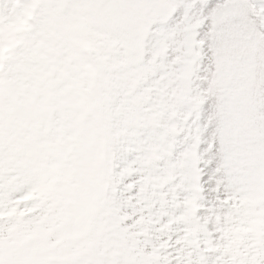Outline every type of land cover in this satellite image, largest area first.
Listing matches in <instances>:
<instances>
[{
  "label": "rangeland",
  "instance_id": "obj_1",
  "mask_svg": "<svg viewBox=\"0 0 264 264\" xmlns=\"http://www.w3.org/2000/svg\"><path fill=\"white\" fill-rule=\"evenodd\" d=\"M42 1L0 0V71L4 64L15 60L14 54L21 48L28 32L38 29L36 14ZM197 2L191 0L192 5ZM226 4L228 11L238 13L243 30L237 34L227 67L221 71L222 62L218 63L214 78L207 87H201L200 83L207 80V76L199 75L201 41L196 39L195 29L199 23L196 11L187 12L175 29L158 36L151 49L152 59L147 64L140 63L145 51L144 36L148 30L146 0L137 1L138 10L132 22L122 19L121 14L114 17L112 24L116 31L102 47L104 69L108 72L107 111L110 122L115 123L109 131L112 148L110 181L124 208H136V201L130 204L132 198L124 197L123 193L131 191L137 184V196H143L150 203L154 218L147 217L149 215L145 211L137 212L136 216L145 213L144 222L148 224L150 235L154 239L160 237L168 258L162 263L163 259L158 258L161 254L155 252L153 264H184L187 256L178 253L175 240L179 241V233L183 230L182 210L192 200L191 196H187L190 187L185 181L192 172H184L191 160L197 173L200 197L194 203L196 225L202 232L197 239L200 248L213 255L216 250H221L226 240L238 234L246 236L250 227H254L251 244L258 238L259 260L264 264V0H226ZM140 22H143V28L140 37L136 38L134 31L128 27L131 23L137 25ZM173 45L180 51L177 57L180 66L171 71L169 83H175L176 87L168 94L167 100L162 98L165 95L162 90L161 98L156 100L151 110L146 115L141 114L129 105L127 90L154 71L158 58H163ZM159 66H163L162 59ZM75 79L78 86H87L83 73L77 74ZM183 85H188L190 98L185 99ZM148 91L145 90L142 95L144 101L148 99ZM16 93L21 96L20 90ZM84 95L70 87L54 96L51 103L59 106L61 122L55 113L48 112L42 129L35 133L38 147L32 148L40 161L49 163V153L39 147L59 139L56 151L64 163L57 162L51 168L56 170L55 186H60L69 205L75 203L73 200L82 186L94 183L95 175L100 174L101 168L104 173L106 170L102 165L105 154L100 151L105 136L103 123L97 121L95 129L90 127V99L87 93ZM209 100L213 101V113L201 126L197 121L203 105ZM189 118H193L192 125H187ZM209 123L217 125L213 135L220 142L219 149L214 153L210 152V142L208 148L200 147L204 142L203 130ZM28 125L17 124L14 114L12 117H0V229L8 230L16 225L23 235L26 232L34 234L33 223L28 225L27 220L28 216L38 217L39 211L33 208V204L42 200H35L26 185L35 180L34 174L22 176L15 165L26 155L20 139L16 138L18 135L25 136ZM117 126L122 129L115 131ZM149 126L152 134L142 140L141 134ZM63 146H66L65 149ZM132 152L137 153V159L122 167L127 155ZM137 163L138 166L134 167ZM60 171L64 172L61 176ZM137 173V179L129 181L121 189L124 181ZM206 174L207 179H204ZM61 177L65 178L64 183L60 181ZM128 216L126 221L134 218V214ZM78 219L79 215L66 222L62 228L64 236L69 225L74 233L91 244L89 248L93 245L104 247L102 218L95 219L87 227L74 223ZM57 220L64 222L61 214ZM41 223L44 228L47 219H41ZM184 223L189 224V221L184 220ZM69 232L72 233L71 230ZM131 233L135 235L133 231ZM114 234H106V239H111ZM13 235V241L18 243L19 233L14 231ZM60 235L57 225L53 234L48 236V241L40 236H31L34 260L37 261L43 248L45 256L55 254L49 264H93L80 256L82 251L77 254L71 244H61L60 249ZM123 238L127 240L129 236ZM13 247L15 244L5 232L0 250L1 264L25 263L14 262L12 258L16 248ZM20 251L25 252L26 248ZM111 262L105 257L101 264Z\"/></svg>",
  "mask_w": 264,
  "mask_h": 264
},
{
  "label": "trees",
  "instance_id": "obj_2",
  "mask_svg": "<svg viewBox=\"0 0 264 264\" xmlns=\"http://www.w3.org/2000/svg\"><path fill=\"white\" fill-rule=\"evenodd\" d=\"M133 0H50L43 3L37 16L40 26V35L32 31L27 35L21 48L17 52L15 60L9 62L6 67V78L0 79V99L10 100L7 111L13 109L22 118L31 119L34 127L41 128L45 112L50 110L54 96L61 90L73 87L79 89V94L89 92L91 109L90 127L95 129L97 121L103 123L104 141L100 147L103 156L102 165H105V173L101 168L100 174H96L94 183L81 187L75 203L68 204L67 196L62 198V212H57L55 217L61 214L63 220L78 216L77 224L84 227L91 225L95 219L102 218L101 234L106 241V234L115 232L114 241L111 238L109 245L104 247L94 246L89 248L84 255L87 263L103 261L105 257L114 264H153L154 253L164 252L162 244L149 234L148 224L144 217L136 216L139 211L148 213L149 218H154L153 211L148 203L139 198L137 208L127 210L119 205L112 194L113 185L109 178V133L115 123H110L105 110L107 89L104 84L106 75L102 73V61L97 53L100 45L110 36L111 9H131ZM84 60L86 64H84ZM84 68L88 77L86 89L78 87V81L72 75ZM65 70V71H64ZM20 90L21 96L15 101L16 91ZM78 91V90H77ZM188 96L187 86L184 87ZM99 94V95H98ZM27 116V117H25ZM29 117V118H28ZM122 129L120 126L115 131ZM108 157V158H107ZM190 169L194 168L189 164ZM56 171H54L55 173ZM63 172V171H62ZM197 174L192 173L190 181L195 183ZM43 189V188H41ZM50 203L57 204L60 201L59 194L48 186ZM116 212V214L114 213ZM119 212V214H118ZM129 214H134L133 219ZM184 210L182 217L183 230L179 233L178 251L187 254L184 262L187 264H239L244 255V242L239 237L227 240L219 253L207 256L199 248L197 237L201 230L196 225L190 214L188 217ZM81 218V219H80ZM184 220L189 221L185 224ZM64 227V226H63ZM63 227H60L62 229ZM44 230H42L43 232ZM134 232L133 235L131 232ZM42 232L36 230L33 235L41 236ZM112 236V235H111ZM129 236L124 240L123 237ZM49 238L46 240L48 241ZM83 242L91 245L84 237ZM123 248V250H122ZM120 250V251H119ZM46 255V254H45ZM55 258V254L44 256L40 254L37 261L33 257L19 256L16 263L24 264H49ZM2 259H0V264ZM13 263V262H12ZM159 264V263H158Z\"/></svg>",
  "mask_w": 264,
  "mask_h": 264
},
{
  "label": "snow or ice",
  "instance_id": "obj_3",
  "mask_svg": "<svg viewBox=\"0 0 264 264\" xmlns=\"http://www.w3.org/2000/svg\"><path fill=\"white\" fill-rule=\"evenodd\" d=\"M146 7L148 8V30L144 36L145 51L143 59L140 61L141 64H147L151 61V49L159 35L175 29L187 12L196 11L199 14V23L195 29L196 39L201 41L199 44L201 51L199 75L207 76V80L200 82L201 87H207L214 78L213 74L217 70L218 63L222 62L221 71H224L230 53L236 44L237 34L243 30L238 13L227 10L226 0H198L195 5L191 4V0H146ZM179 55V49L173 45L167 50L163 58H158L154 71L146 74L145 78L134 87L129 86L127 100L130 106L146 115L156 100L161 98L162 90L165 93L162 98L168 99V94L176 87L175 83H169V80L171 71L180 66L177 61ZM160 59L163 60V66H159ZM145 90H149L146 101L142 99ZM212 104L213 101L209 100L203 105L202 113L197 121L199 125L202 126L212 115ZM192 119L189 118L187 125H192ZM216 130L217 125L215 123H209L208 127L203 130L204 142L200 145L202 149L208 148L209 142L211 143L210 152L214 153L219 149V139L213 135ZM151 134L152 128L149 126L142 132L141 139L143 140ZM136 159L137 153H129L121 166H126L129 161ZM133 166H138V163ZM211 167L210 165L209 168L211 169ZM138 175L139 173L128 177L120 186L121 189L129 181L136 180ZM204 179H207V174ZM138 189L139 184L131 191H124V197L132 198L130 204H135L136 199H138Z\"/></svg>",
  "mask_w": 264,
  "mask_h": 264
}]
</instances>
